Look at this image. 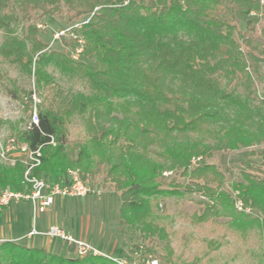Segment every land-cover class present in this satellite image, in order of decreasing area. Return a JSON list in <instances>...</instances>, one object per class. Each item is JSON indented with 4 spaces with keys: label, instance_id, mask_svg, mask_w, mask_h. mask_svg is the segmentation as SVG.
Instances as JSON below:
<instances>
[{
    "label": "trees",
    "instance_id": "16d2710c",
    "mask_svg": "<svg viewBox=\"0 0 264 264\" xmlns=\"http://www.w3.org/2000/svg\"><path fill=\"white\" fill-rule=\"evenodd\" d=\"M262 10L264 0H0V76L8 78L24 110L36 108L39 117L26 126L22 119L0 117V126L8 125L17 142L40 147L32 176L66 184L68 170L77 169L85 182L102 178V185L114 187L123 224L138 229L143 240L165 241V253L141 254V263L157 258L177 264L167 227L153 210L157 196H198L189 220L215 233V241L229 230L245 235L248 228L264 237V147L258 149L264 112L256 101L264 18L249 17L240 27L242 15ZM49 16L79 20L72 35L61 37L67 47H82L77 60L40 37L37 22ZM4 63L31 77L37 92L19 87ZM75 115L83 128L72 137ZM241 148H250L241 162L242 180L228 190L226 174L208 159ZM26 169L24 157L0 163V196L6 189L29 192ZM166 171L174 175L166 178ZM235 199L251 212L229 215ZM222 216L231 217L220 221ZM76 247L70 243V252ZM0 264L119 263L3 240Z\"/></svg>",
    "mask_w": 264,
    "mask_h": 264
},
{
    "label": "rangeland",
    "instance_id": "374dc122",
    "mask_svg": "<svg viewBox=\"0 0 264 264\" xmlns=\"http://www.w3.org/2000/svg\"><path fill=\"white\" fill-rule=\"evenodd\" d=\"M257 15L261 19L264 18V11L262 10L259 14L252 12L242 15L240 27L245 29L247 19ZM79 23V20L67 22L66 19L49 16L38 21L37 27L40 37L49 43L51 49L64 51L77 60L79 56L77 58L75 56L78 53V48H81L82 51V47L79 46L76 49L67 47L62 43L61 37L72 35V27L77 24L79 27ZM259 27L264 35V25L261 24ZM61 31L64 33H60ZM2 69L8 72L9 77L17 80L19 87L37 92L33 79L18 68L4 63ZM55 74L61 84L68 85L69 82L60 77L57 70H55ZM256 81V101L264 112V67L261 78ZM9 88L8 78L0 76V117L12 120L22 119L23 126L30 124L29 116L32 113L24 110L20 98L14 97ZM242 90L243 88L240 87L239 91ZM34 99L36 102L40 101L37 93H34ZM82 128L80 116L75 115L69 122L71 136H77ZM9 133L8 125L0 126V163H12L14 157L18 155V153L5 150ZM262 147L264 145L258 149ZM249 151L250 148L219 151L213 158L208 159V162L217 164L226 174L228 190H231L233 181L242 180L241 162L248 157ZM195 160L196 162H192V166L198 165V162L201 161L197 158ZM163 174L166 178L174 175L171 171H166ZM101 180L102 178L97 181H87L95 189L93 193L86 196L57 197L54 205L46 211L35 212L32 202L27 199L13 200L0 211V241L11 240L28 246L43 247L48 251L70 257H83L93 253L113 258L119 264L124 261L142 264L140 262L141 254L153 256L165 253L164 240L153 243L143 240L138 229L123 224L120 219L119 192L108 184L102 185ZM180 180L184 181L181 177ZM196 198H198L196 195L177 193L170 196H157L152 200L157 221L164 224L169 232V247L173 251V259L177 264H264V237L256 228H248L245 235L240 231L231 232L229 230L227 236L224 235L215 241L213 240L215 233L192 224L189 215L198 208L193 203V199ZM236 209H229V215L239 211ZM229 217L222 216L219 220L225 221ZM242 219L235 221V225L232 224V227H235L237 223H242ZM50 226H58L76 241L87 244L89 247L86 248V252L81 253L77 247L75 252H70V243L60 237L39 234L29 236V232L33 228L46 231Z\"/></svg>",
    "mask_w": 264,
    "mask_h": 264
},
{
    "label": "built area",
    "instance_id": "2783aa9c",
    "mask_svg": "<svg viewBox=\"0 0 264 264\" xmlns=\"http://www.w3.org/2000/svg\"><path fill=\"white\" fill-rule=\"evenodd\" d=\"M129 0H125V3H128ZM87 21V20H86ZM78 26V24L76 25ZM60 33H64L61 31ZM59 33L57 34V36ZM82 39H79V42L82 43ZM81 48H78V53L75 56L76 58L79 56V52ZM39 117L38 112L36 109L33 110L30 123L38 124ZM53 137L51 142H53ZM5 150L11 153H18L17 157H14L12 163L17 158L24 157V161L27 165V169L24 173V182L27 183L29 192H16L10 189H6L2 192L0 196V205H8L13 200L17 201L20 199H27L30 200L33 204L34 211H46L51 208L57 197H76V196H86L90 193H93L95 189L93 186L81 179L79 176L77 169H69V183L61 184V183H54L48 181L44 178H37L31 175V170L34 166L38 165L41 162V152L40 147L36 148L35 150L31 149L28 143H19L15 139V137L8 138L7 145ZM4 151L2 152V154ZM27 158V159H26ZM198 160H201L202 157H198ZM192 162H196L195 158H193ZM165 173V172H164ZM235 207L239 211L244 212H251V207L244 204L240 199H235ZM39 234L44 236H55L60 237L62 240L67 241L69 243H75L77 248L81 253L86 252V248L89 246L82 242L76 241L70 234L66 233L65 230L58 226H50L49 229L46 231H39L35 228L31 229L29 232V236ZM122 264H137V263H129L128 261L122 262ZM139 264V263H138ZM142 264H159V260L157 258L148 259L146 262Z\"/></svg>",
    "mask_w": 264,
    "mask_h": 264
},
{
    "label": "crops",
    "instance_id": "0c3cea01",
    "mask_svg": "<svg viewBox=\"0 0 264 264\" xmlns=\"http://www.w3.org/2000/svg\"><path fill=\"white\" fill-rule=\"evenodd\" d=\"M35 229H37V228H35ZM31 231V230H30Z\"/></svg>",
    "mask_w": 264,
    "mask_h": 264
}]
</instances>
